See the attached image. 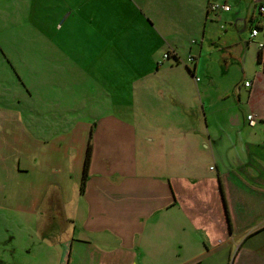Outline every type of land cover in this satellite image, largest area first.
I'll list each match as a JSON object with an SVG mask.
<instances>
[{
  "label": "crops",
  "instance_id": "obj_1",
  "mask_svg": "<svg viewBox=\"0 0 264 264\" xmlns=\"http://www.w3.org/2000/svg\"><path fill=\"white\" fill-rule=\"evenodd\" d=\"M192 1L172 0L165 10L156 4L160 12L150 7L147 14L156 28L134 6L140 4L124 3L134 6L133 22L137 19L148 34L155 33L146 34L154 47L142 53L145 65L135 80L132 114L91 108L81 119L76 104H67L62 113L67 95L53 99L58 107L47 120L58 127L59 138L68 137L61 132L62 123L69 124L74 192L68 194L67 230H60L54 216L60 193H45L50 210L38 214L34 226L42 235L60 237L62 249L48 253L51 242L37 244L47 251L35 253L41 264H264V0H194L190 5ZM213 1L230 9L212 14L207 7ZM11 4L0 0L4 83L10 82L15 66L5 52L2 27L12 25L14 16L18 24L28 20L22 5ZM178 26H192V37L181 42L174 36L155 45L157 31L167 37ZM167 45L169 55L160 65ZM20 84L23 89L14 81L15 91L27 90L22 80ZM18 98L0 102L23 107ZM80 99L96 98L88 92ZM26 111L0 109V143L3 137L14 141L10 127ZM250 113L256 117L253 125ZM24 133L26 139L12 151L0 145V177L10 180L13 171L35 169L37 158L29 132ZM89 142L91 158L82 186ZM7 153L13 156L11 164ZM39 201L40 195L32 199L34 210ZM2 250L13 247L5 244ZM1 257L0 264H25Z\"/></svg>",
  "mask_w": 264,
  "mask_h": 264
},
{
  "label": "rangeland",
  "instance_id": "obj_2",
  "mask_svg": "<svg viewBox=\"0 0 264 264\" xmlns=\"http://www.w3.org/2000/svg\"><path fill=\"white\" fill-rule=\"evenodd\" d=\"M128 1L130 4H140L134 6L147 23L156 28L147 12L150 7L157 12L165 10L164 5H170L172 0ZM124 3L127 4V0H12L14 8L22 5L28 20L18 24L14 16L12 25L2 27L1 33L7 39L4 49L10 55L15 70H12L10 82L7 83H4L5 75L0 74V101L18 96L24 102L21 107L19 104L4 106L6 102L2 101L0 109L27 108V111L23 112L21 122H14V128L10 127L14 130V141L3 137L0 145L3 149L9 146L12 151L17 147L16 143L21 144L26 139L24 131H28L29 146H32L37 160L32 171H13L10 180L0 177V258L7 256L18 263L41 264L43 260L35 253L47 251L39 250L37 244L41 242L47 245L51 242L48 253H59L62 249L60 237L53 238L48 233L42 235L34 226L38 214L50 210L44 202L46 191L55 189L60 195L59 207L54 211L57 215L54 216L61 226L60 230H67L68 199L70 192H74V172L70 169L73 161L69 154L71 143L69 131H66L69 124L62 123L65 130L61 132L69 138H59L58 127L47 120L49 111L52 113L58 107L53 99L67 95L66 101H61L62 113L66 112L67 104H76V114L81 119L91 108L96 113L106 109L105 113L114 115L132 114L135 80L145 65L142 53H150L154 42L147 41L148 32L144 26L136 23L137 19L134 22L131 20L134 6ZM156 4L162 5V8H155L159 7ZM122 10L125 12L123 16L120 15ZM40 18H43L41 23L35 25L33 22ZM171 29L175 30L174 27ZM194 30L192 26L183 30L178 26L176 34L170 33L167 37L157 31L159 35L155 45L174 36L185 42L192 37ZM153 35L155 33L148 34L149 37ZM52 38L55 39L54 44L49 41ZM165 49L158 61L160 65L167 59L165 53L168 45ZM20 80L26 84L27 90H22L23 93L20 89L15 91L14 81L24 88ZM88 92L96 98L94 101L80 99L82 94L87 95ZM81 140L84 141V138ZM6 156L7 164L13 163V156L11 158L9 153ZM38 195L41 204L34 210L31 201ZM5 244H11L13 250H2Z\"/></svg>",
  "mask_w": 264,
  "mask_h": 264
},
{
  "label": "built area",
  "instance_id": "obj_3",
  "mask_svg": "<svg viewBox=\"0 0 264 264\" xmlns=\"http://www.w3.org/2000/svg\"><path fill=\"white\" fill-rule=\"evenodd\" d=\"M221 9L223 10H229L230 9V5H227V4H222V3H219L217 1H213L211 2L209 5H208V12L212 13V14H215L217 13L218 11H220ZM261 11L264 12V5H262L260 7ZM257 30H258V26H255L252 28V36H254L256 33H257ZM169 54L168 53H165V56L167 57ZM193 59V56H191L189 58V60H192ZM246 85H250V82H246ZM248 118V121H249V124L253 125L256 123V117L254 114L250 113L248 114L247 116Z\"/></svg>",
  "mask_w": 264,
  "mask_h": 264
},
{
  "label": "trees",
  "instance_id": "obj_4",
  "mask_svg": "<svg viewBox=\"0 0 264 264\" xmlns=\"http://www.w3.org/2000/svg\"><path fill=\"white\" fill-rule=\"evenodd\" d=\"M91 151H92L91 142H89L88 148H87V151H86L85 161H84V168H83V175H82V186L84 185L85 179L87 177L89 163H90V158H91Z\"/></svg>",
  "mask_w": 264,
  "mask_h": 264
}]
</instances>
